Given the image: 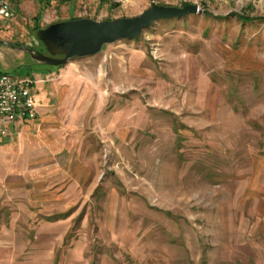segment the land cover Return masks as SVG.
Segmentation results:
<instances>
[{
	"label": "rangeland",
	"instance_id": "obj_1",
	"mask_svg": "<svg viewBox=\"0 0 264 264\" xmlns=\"http://www.w3.org/2000/svg\"><path fill=\"white\" fill-rule=\"evenodd\" d=\"M1 2L10 15L0 21H31L0 34V73L16 78L58 67L29 52L49 53L38 21L130 18L157 5L204 12L115 43L125 47L111 54L115 69L86 66L104 103L89 124L103 130L98 192L67 219L0 202V264H264V210L239 191L249 177L256 203L264 195L263 171L247 167L264 156V0ZM65 221L61 239L40 244V224Z\"/></svg>",
	"mask_w": 264,
	"mask_h": 264
},
{
	"label": "crops",
	"instance_id": "obj_2",
	"mask_svg": "<svg viewBox=\"0 0 264 264\" xmlns=\"http://www.w3.org/2000/svg\"><path fill=\"white\" fill-rule=\"evenodd\" d=\"M24 22L31 21H0V34L4 37L2 39L8 38L6 34H10L8 29L11 26L13 31L18 32L19 28L24 27ZM46 22L38 21V30L47 27ZM0 44L7 46L5 41H0ZM120 46H106L98 55L78 59L88 60L84 63H77L75 60L64 66L49 68L44 77H35L37 117L19 126L21 130L14 128L10 135L0 136V202L16 203L18 207L15 205V209L31 214L33 209L30 207L33 206L36 216L64 215L67 219L77 209L74 208L76 202L87 201L98 192L100 185L95 183L94 178L100 168L103 136L99 131L103 130L100 124L95 128H91L89 124L101 122L103 116L98 112L94 113V109L99 104L104 106V103L99 101L102 97L98 99L93 93L95 83H92L93 75L89 67L93 63H100L99 72L103 73L106 71L105 63L112 60V67L115 69L117 60L110 58H113V52L116 55L123 52L125 47ZM138 56L133 55L135 61L131 63L132 68L137 66ZM112 122L117 124L122 121L115 114ZM247 167L249 171L259 169L264 173V156L261 158L256 154L252 164L247 162ZM248 178L241 181L240 194L247 196V202H252L254 211L258 209L262 212L264 195L256 203L255 197H251L254 194L251 193L254 183H249ZM64 224H40L36 231V234H40V244H44V241L54 243L53 239L57 236H61V239L70 222L65 221ZM63 226L67 227L64 232Z\"/></svg>",
	"mask_w": 264,
	"mask_h": 264
},
{
	"label": "water",
	"instance_id": "obj_3",
	"mask_svg": "<svg viewBox=\"0 0 264 264\" xmlns=\"http://www.w3.org/2000/svg\"><path fill=\"white\" fill-rule=\"evenodd\" d=\"M204 12L200 7L154 6L139 16L97 21L79 19L52 24L38 32L49 55L29 50L39 64L64 66L68 63L100 54L106 46L121 40H135L157 22L181 19Z\"/></svg>",
	"mask_w": 264,
	"mask_h": 264
},
{
	"label": "built area",
	"instance_id": "obj_4",
	"mask_svg": "<svg viewBox=\"0 0 264 264\" xmlns=\"http://www.w3.org/2000/svg\"><path fill=\"white\" fill-rule=\"evenodd\" d=\"M0 13L6 17L10 15L7 3H0ZM35 85V78L0 73V136L10 135L14 128L21 130L19 126L37 117Z\"/></svg>",
	"mask_w": 264,
	"mask_h": 264
}]
</instances>
